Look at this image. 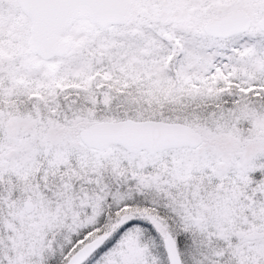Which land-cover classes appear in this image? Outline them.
<instances>
[{"label": "snow or ice", "instance_id": "snow-or-ice-1", "mask_svg": "<svg viewBox=\"0 0 264 264\" xmlns=\"http://www.w3.org/2000/svg\"><path fill=\"white\" fill-rule=\"evenodd\" d=\"M0 264H264V0H0Z\"/></svg>", "mask_w": 264, "mask_h": 264}]
</instances>
